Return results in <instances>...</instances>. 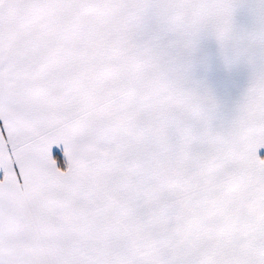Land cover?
<instances>
[{
	"label": "snow or ice",
	"instance_id": "1",
	"mask_svg": "<svg viewBox=\"0 0 264 264\" xmlns=\"http://www.w3.org/2000/svg\"><path fill=\"white\" fill-rule=\"evenodd\" d=\"M0 264H264V0H0Z\"/></svg>",
	"mask_w": 264,
	"mask_h": 264
}]
</instances>
